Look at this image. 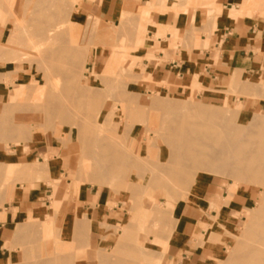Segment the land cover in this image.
I'll return each instance as SVG.
<instances>
[{"label":"rangeland","instance_id":"1","mask_svg":"<svg viewBox=\"0 0 264 264\" xmlns=\"http://www.w3.org/2000/svg\"><path fill=\"white\" fill-rule=\"evenodd\" d=\"M78 1L79 0H0V64L17 61L16 65L20 69L18 75L21 82L15 86L14 90L10 92L7 98L5 97L6 100L0 105V115H2V113L11 114V112L12 114L22 112V115H29L36 112V115L39 113L37 115L39 117L36 118H41L43 120L41 121L43 123L36 122L39 119L36 120V118L31 117L30 121L29 117L23 119L24 121L21 120L19 123H21L24 130L26 129L24 132H28L30 129L31 132L28 134L29 136L20 139L17 131L7 134L0 132V142L6 141V143H8L10 141L12 144H19L20 141H25L30 136L49 133L60 146L72 144L75 148L73 152L75 153L76 161L73 170L69 173V178L72 180L74 189L79 188L81 184H89L97 186L98 188H110L115 193L114 196L118 203H109L108 206L112 207L117 205L120 210L125 213V218L122 223L108 226L111 228V232L114 233V236L112 235L111 237L112 239L110 238V243L113 242L112 240L116 239L115 241L117 242L118 248L121 245L125 246L129 243H135L136 236L139 232H142L146 236L153 235L156 239V243L162 244L165 247L166 242L161 241L159 237H163L164 234L169 233V230L172 229L174 222L173 211L175 207H177L176 205H179L178 203H187L189 195L198 192L195 191L194 188L210 177H214L221 183H224L227 186L229 194H231V192L247 193L250 191V199L247 203V207L241 212L242 217L239 220L238 229L233 237L235 239V245L229 251L228 256L230 257L227 264H250L254 257H261L264 255V201L261 200L262 197H264V181L258 180L256 176H233L230 171L214 172L206 167L202 169L203 167L201 166L192 169L189 178L185 182L179 181L173 176H166L157 180H148L151 175V170L161 171L159 161L169 158V150H174L176 139L180 137L181 133L184 131L197 128V124L206 126L210 116L221 118L225 115L227 117L228 115L229 118L233 119L231 124H228L229 126H219L210 132V138H220L224 136V133H227L229 127L234 126L239 119H243L247 122L253 121L252 123H257V121L264 119V104L253 110L244 107L243 104L238 101L240 93L231 87L225 92L227 94H235L237 100L222 102L220 100L205 98L198 95L197 92L200 91V87L197 86H193L191 88V93L185 95L164 93L159 89L154 90L151 87L148 88L143 86V80L150 79V77L144 74L141 52L147 44L146 31L148 13L149 9L152 7L151 3H149V7L144 9L143 13L123 12L118 18V22L106 23L92 16H89L86 21L77 20L74 4ZM7 3H10L12 8L10 5L9 8ZM61 4L64 5L60 6ZM18 19L20 20L18 21ZM55 20L60 23L62 22L61 32L64 31L63 33L59 32L58 36L47 41L34 37V35L39 33L38 30L43 31V33L44 31L46 32L50 24L52 26L57 23ZM70 21L73 22L70 23ZM13 32L18 34V38L16 37V39H14L11 37H15ZM10 34L13 35L9 36ZM57 37L58 39H56ZM31 40L42 42L40 47L41 53L39 55L42 56L41 59L40 57H37L38 59L35 58L38 54L33 53L34 51L30 45ZM52 42H54V44ZM52 45H55L54 48ZM172 46L175 47L176 45L173 44ZM23 47H28V50L24 51L25 53H23V50H25ZM75 47L76 50H79L77 60L73 62H66L67 60H63L66 55H68L67 52L75 49ZM49 49L58 52L56 57H61L62 59H55L52 62H50L49 59L46 60L44 56L46 53L48 54ZM27 51H29L28 53L31 55H29ZM19 56L21 59L15 61L13 57L18 58ZM32 56L34 58H32ZM11 57L13 61L9 60ZM43 58L45 60H43ZM37 60L38 64L35 63ZM46 68H48L47 71ZM44 70L48 73H45L43 77L41 72ZM66 72L67 74L70 73V78L66 77ZM46 76H50V79ZM5 78L8 80L7 83H5ZM15 78V75L12 74L0 76V90H2L5 96L7 92L4 86L13 84V79ZM47 82H49L50 85H48ZM42 83L43 85L41 86ZM30 84L32 85L28 86ZM36 84L40 85L42 88L37 87ZM17 87L22 89L20 96L21 101L18 100L19 102L17 99H14V97H17ZM35 87L37 90L34 89ZM44 88L50 90H46L44 93L47 92V94L45 95L56 99L58 103L57 110H63L64 113H66L65 117L67 116L70 121L68 119L65 121H68L67 123H61L59 121L60 118L49 119L45 116V110L36 106L38 105V101L37 103L32 102L33 98L34 101L35 98H38V96L40 97ZM260 88V92L262 91V95L260 96L264 97V85ZM32 89L34 94L36 91L37 94L34 95ZM80 90L81 92L79 93ZM74 91L76 92L74 93ZM38 92L40 95H38ZM76 94L79 95L77 98L75 97ZM78 97L81 100H83L82 98L85 100L87 97L86 99H89V102L87 100V103L82 102ZM138 102H140L139 108ZM171 103L177 106H182L181 104L185 105H183L184 108L179 107L177 110L167 108L168 111L164 106L165 104ZM136 104L137 107H134ZM22 105H24L22 110H17V107H21ZM185 106L188 108H185ZM190 109H194L195 112L198 113V117L189 114L190 112H188V110L190 111ZM27 112L28 114H26ZM72 117L73 120H71ZM45 118H48V120ZM251 118L254 119L252 120ZM79 120L81 121L79 122ZM25 121L26 123L29 122V124H23ZM74 121H76L77 124L73 125L72 122ZM98 121L102 124L101 126L98 124ZM70 122L71 124L69 125L68 123ZM98 138H101V144H113V141H115L118 166L121 168L125 167L124 169L126 171L123 170L120 175L114 174V172H109L110 174L100 172L104 171L103 169L105 168L99 166V160L93 154L96 149L95 145H97L96 140ZM83 163H85L86 166H84ZM103 163L110 165L112 164V160L110 163L108 160L104 159ZM171 166L175 167L173 164H171ZM13 167H16L18 170L15 173L16 176L25 175L30 168L18 164H14ZM148 170H150V172ZM4 173L6 172L3 169L2 174L4 175ZM135 174L138 175L135 176ZM7 176L8 175H6V179L4 178L5 181L3 180L2 187L8 183H13L14 175L8 178ZM18 180L21 181V179ZM194 181L195 183H193ZM110 182L114 188L110 186ZM254 211L257 213L254 220L251 222L249 220V214ZM55 213L56 209L53 202L45 220H33L34 215L29 216V222L25 225V229L23 230L24 238L19 247V261L16 264H21L23 260H34V257V262L36 263H45L47 260V264L48 262L49 264H76L75 257L84 254L85 248L83 246L80 247L82 243L74 235L75 231L69 230V236L72 240L68 242L65 241L69 239L62 235L65 226L58 227L59 224L54 223ZM76 214L77 213H71L68 215L64 224L70 226ZM78 217L79 227L77 231L79 235L83 236V241H85L88 236L90 219L85 213L79 214ZM42 221H47L48 223L53 222L52 232L47 235L45 234L46 237H42L41 234ZM123 225H132V228H126V231L123 232ZM53 227L55 228L53 229ZM70 232H72V234H70ZM111 232L108 233V236ZM124 233L128 236L123 239ZM49 234L50 237H47ZM103 251V256L109 260L108 264L149 263L148 258L143 254L145 250L142 253H137L136 256L134 255L135 263L134 259L123 250L118 251L116 248L110 250V248L107 247ZM246 252H248L249 255ZM61 253H63V256H61ZM250 255H252L251 258H249ZM58 256H60L59 260L61 263L60 261L57 263L56 259ZM25 257L27 259H25ZM30 257L31 259H29ZM159 260L160 256L156 259V262H159ZM34 262L32 264H34Z\"/></svg>","mask_w":264,"mask_h":264},{"label":"crops","instance_id":"2","mask_svg":"<svg viewBox=\"0 0 264 264\" xmlns=\"http://www.w3.org/2000/svg\"><path fill=\"white\" fill-rule=\"evenodd\" d=\"M149 3L147 44L141 54L144 74L150 79L143 80V86L175 95L190 94L197 86L198 95L222 102L237 100L235 94L225 92L231 87L240 93L238 101L244 107L253 110L264 104L260 96L264 0H79L74 6L77 20L92 16L110 23L118 22L123 12L143 13ZM19 71L16 62L0 64V76L16 77L14 85L4 86L6 96L0 90V105L21 83ZM74 150L72 144L58 145L49 133L30 136L19 144L0 142V264L19 261L29 216L45 220L55 201L59 202L54 216L58 227L71 213H85L90 219L87 239L80 245L84 254L75 258L76 264H100L98 252L107 247L123 250L134 263L136 254L146 248L148 264L228 263L250 191L229 194L224 183L210 177L201 182L199 192L189 195L187 203L176 205L172 229L159 237L165 247L153 235L139 232L135 243L118 248L116 239L110 243L114 233L108 226L122 223L125 213L117 205L108 206L118 203L110 188L81 184L74 189L69 178L76 161ZM6 164L30 168L2 187Z\"/></svg>","mask_w":264,"mask_h":264},{"label":"bare ground","instance_id":"3","mask_svg":"<svg viewBox=\"0 0 264 264\" xmlns=\"http://www.w3.org/2000/svg\"><path fill=\"white\" fill-rule=\"evenodd\" d=\"M3 1V0H2ZM8 1V0H7ZM48 1V0H47ZM65 1V0H64ZM155 2V1H153ZM60 3V2H59ZM64 3V2H63ZM8 4V3H7ZM3 5V4H2ZM10 5V3L8 4V6ZM54 5V4H53ZM64 4H61L60 6H62ZM67 5V4H66ZM152 5V4H151ZM11 8H12V5H10ZM9 6V8H10ZM34 6V5H33ZM40 7V6H39ZM58 7V6H57ZM5 9V8H4ZM33 9V8H32ZM57 9V8H56ZM31 11V10H30ZM28 12V11H27ZM15 15V13H14ZM17 15V13H16ZM27 15V14H26ZM56 16V15H55ZM70 16V15H69ZM68 16V17H69ZM32 17V16H31ZM58 17V16H57ZM34 18V16H33ZM64 18V17H63ZM62 18V20H63ZM40 19V18H39ZM61 19V18H60ZM20 19H18L19 21ZM66 20V19H65ZM68 20V19H67ZM57 22V20H55ZM69 21V20H68ZM73 22V21H70V23ZM52 23V22H51ZM62 23V22H61ZM61 23L60 22H57L55 23L54 25L51 26L50 24V27L47 28L46 32L44 31H41V30H38L39 33H37V35H34V37L36 38H41L42 40H51V38H55L56 36H58L59 32L60 33H63L64 31L61 32ZM86 25V23H85ZM21 27V26H19ZM32 28V27H31ZM40 28V27H39ZM92 28V27H91ZM18 30V29H17ZM66 30V29H65ZM90 30V29H89ZM88 30V31H89ZM15 31V30H14ZM32 31V30H31ZM37 31V30H36ZM18 32V31H17ZM94 32V31H93ZM35 33V34H36ZM89 33V32H88ZM15 35L14 36H11V35ZM13 34H10L9 36L13 37L14 39H16V37L18 36V34L16 32H13ZM20 34V33H19ZM34 34V33H33ZM161 34V33H160ZM91 35V34H90ZM61 36V35H60ZM31 37V36H30ZM18 38V37H17ZM24 39V38H23ZM58 39V37L56 38ZM63 39V38H62ZM36 40V39H35ZM39 40V39H38ZM10 41V40H9ZM57 42V41H56ZM10 43V42H8ZM12 43V42H11ZM15 43V42H14ZM54 44V42H52ZM58 43V42H57ZM51 44V43H50ZM9 45V44H8ZM7 45V46H8ZM30 45H31V48L32 50L34 51L33 53H36L38 55H36V59H38L37 57H41L42 56H39L40 53H41V45H42V42H35L33 40H31L30 42ZM58 45V44H57ZM13 46V45H12ZM29 46V45H28ZM51 46V45H49ZM53 48L55 45H52ZM14 47V46H13ZM26 47V46H25ZM23 47V48H25ZM30 47V46H29ZM47 47V46H46ZM45 47V49H46ZM74 47V46H73ZM6 48V47H5ZM18 48V47H17ZM28 48V47H27ZM27 48H25V50H23V53H25L24 51L28 50ZM48 48V47H47ZM52 48V47H51ZM2 49V47H1ZM13 49H16V48H13ZM30 50V49H29ZM48 50V49H47ZM46 50V51H47ZM78 49L76 50V47L75 49H72L71 51L67 52L68 55H66V57L63 59V60H67L66 62H73V61H76L77 58H78ZM21 52V51H20ZM29 51H27L28 53ZM32 52V51H30ZM26 53V54H27ZM45 53V51H44ZM15 54V53H14ZM29 55H31L30 53H28ZM27 54V55H28ZM23 55V54H22ZM26 55V56H27ZM58 55V52H56L55 50H50L48 51V54L46 53V55L44 56V58L47 60L49 59L50 62H52L53 60L55 59H59L61 57H56ZM25 56V57H26ZM35 56V54H34ZM14 60H20V56L18 58H15L13 57ZM31 58V57H30ZM32 58H34L32 56ZM43 58V60H45ZM28 59V58H27ZM62 59V58H61ZM8 60V59H7ZM6 60V61H7ZM9 60H12V57L9 59ZM34 60V59H33ZM13 61V60H12ZM26 61V60H25ZM29 61V60H28ZM41 61V60H40ZM5 62V61H3ZM17 62V61H16ZM38 64V60L35 62ZM58 63V62H56ZM60 64V63H58ZM72 64V63H71ZM75 64V63H74ZM32 65V64H31ZM46 66V65H45ZM48 66V65H47ZM60 66V65H59ZM72 67V66H71ZM52 68V67H51ZM38 69V68H37ZM65 69V68H64ZM48 70V68H46V71ZM62 70V69H61ZM71 70V69H70ZM46 71L44 70L43 72H41V74L43 75V77L45 76V73ZM50 71V70H49ZM64 71V70H63ZM68 71V70H67ZM69 72V71H68ZM40 73V72H39ZM48 73V72H47ZM46 73V74H47ZM52 74V73H51ZM70 74V73H69ZM69 74H67L66 72V77H69ZM47 77V76H46ZM49 79H50V76H48ZM47 77V78H48ZM71 77V76H70ZM69 77V78H70ZM48 79V80H49ZM6 80V78H5ZM4 81V80H3ZM8 80L5 81V83H7ZM11 82V80H10ZM48 85L49 82H47ZM70 84V83H69ZM32 84L28 85V86H31ZM37 85V84H36ZM43 85V83L41 84V86ZM35 86V85H34ZM33 86V87H34ZM40 85H37V87H41ZM46 87V86H45ZM48 87V86H47ZM26 88H29V87H26ZM42 88V87H41ZM34 89L37 90V88L35 87ZM22 89L20 87H17L16 88V95L17 97H14V99L17 101L20 100V96H21V91ZM35 90V91H36ZM46 90H49V89H45L44 88V91L41 93L38 94L40 95V97L38 96V98H35V100L33 101L32 98H28V99H32V102H36L38 101V106L39 108H42L45 110V116H47L49 119H57V118H60L59 121L62 123V122H65L66 120H68L69 118H67V116L65 117V114L63 110H57V106H58V103L56 102V99L54 98H51L48 97L47 95V92L44 93ZM50 91V90H49ZM48 91V93H49ZM37 92V91H36ZM35 92V94H37ZM76 91H74L75 93ZM81 92V90L79 91V93ZM262 92V91H261ZM32 93L34 94V91L32 89ZM54 93V92H53ZM77 93V94H79ZM34 94V95H35ZM76 94V98L77 95ZM29 95V94H28ZM27 95V96H28ZM49 95V94H48ZM93 95V94H92ZM56 96V95H55ZM60 96V95H59ZM31 97V96H30ZM36 97V96H35ZM53 97V95H52ZM25 98V97H24ZM61 98V97H60ZM79 98V97H78ZM87 98V97H86ZM85 98H82L83 100H81L79 98V100H81L82 102H85L87 103V100ZM27 99V100H28ZM78 100V101H79ZM87 100V101H86ZM21 101V100H20ZM31 101V100H30ZM29 101V103H30ZM62 101V99H61ZM19 102V101H18ZM17 102V103H18ZM89 102V101H88ZM67 103V102H66ZM139 103L138 102V108H139ZM31 104V103H30ZM64 104V103H63ZM24 105H25V102H24ZM22 105L21 107H17V110L18 109H21L23 108ZM69 105V104H67ZM182 106H177V105H174L173 103L171 104H165L164 107L169 108L171 110H177L179 109V107L181 108H184L183 105L185 104H181ZM142 106V105H141ZM140 106V107H141ZM187 106V105H186ZM185 108H188L186 107ZM10 107V106H9ZM134 107H137V104L134 105ZM193 107V106H192ZM31 108V107H30ZM8 109V108H7ZM68 109V108H67ZM69 110V109H68ZM168 110V109H167ZM186 110V109H185ZM169 111V110H168ZM4 112V111H3ZM6 112V110H5ZM18 112V111H16ZM24 112V111H23ZM123 112V111H122ZM188 112H190L189 114H192L193 116L195 117H198V113L195 112L194 109H190V111L188 110ZM31 113V112H30ZM33 113V112H32ZM36 113V112H35ZM33 113V114H29V115H22V112L21 113H13L11 112V114H8V113H2V115H0V132H3L5 134L7 133H10V132H15L17 131L19 133V137L20 139L21 138H25L26 136L28 137L29 133L31 132L30 129L29 131L27 132H24V128L23 126H21V120L24 121L23 119L25 118H28L29 117V121L31 118H36V117H39L37 116L39 113H37V115ZM170 113V112H169ZM168 113V114H169ZM178 113V112H177ZM213 113V112H211ZM28 114V112L26 113ZM43 114V113H42ZM179 114V113H178ZM72 115H75V114H72ZM78 115V114H77ZM43 116V115H41ZM81 116V115H80ZM204 116V115H203ZM31 117V118H30ZM48 118H45L48 120ZM76 118V116H75ZM170 118V117H169ZM173 118V117H172ZM204 118V117H203ZM206 118V117H205ZM208 118V117H207ZM210 119L208 120V122L206 123V126L204 125H200V124H197L196 126H198L197 128L195 129H192V130H189V131H184L183 133H181L180 137H178L175 141V148L173 151H170L169 150V158L167 160H163L161 159L159 161V164L161 166V171H157V170H151V175L149 177L148 180H151V179H159V178H164L166 176H173L175 177L177 180L179 181H182V182H185L188 178H189V175L190 173L192 172V169L194 168H197V167H203L202 169H205L208 168L210 170H213L214 172H229L233 175V176H242L244 177V175H249V176H256L258 178V180H261V181H264V119H261L259 121H257V123H252L253 121H245L243 119H237V123L232 126V127H229L227 133L225 132L224 136L218 138V137H214V138H210L211 135H210V132L211 130L213 129H216L217 127L219 126H222L224 127L225 125H228V124H231L232 120L231 118L223 116L221 118H217V117H213V116H210L209 117ZM39 119V118H36V120ZM44 119V120H45ZM79 119V118H78ZM252 119V118H251ZM254 119V118H253ZM252 119V120H253ZM34 120V119H33ZM40 120V121H39ZM38 121L36 122H39V123H43L41 121H43L41 118L39 119ZM73 120V117L72 119ZM75 120V119H74ZM106 120V119H105ZM169 120V119H168ZM28 121V120H27ZM70 121V119H69ZM81 120H79L80 122ZM128 121V120H127ZM176 121V120H174ZM255 121V120H254ZM47 122V121H46ZM57 122V121H56ZM55 122V124H56ZM68 122V121H67ZM65 122V123H67ZM236 122V121H235ZM58 123V122H57ZM63 123L64 125H67ZM96 123V122H95ZM129 123V122H128ZM191 123V122H190ZM23 124H29V122L26 123H23ZM45 124V122H44ZM69 125L71 124L68 123ZM72 124H77L76 121L72 122ZM98 124L101 126L102 124L98 121ZM234 124V123H233ZM244 124V126H243ZM68 125V126H69ZM104 125V124H103ZM173 125V124H172ZM26 126V125H24ZM32 126V125H31ZM38 126V125H36ZM56 126V125H55ZM54 126V127H55ZM99 126V127H100ZM170 126V125H169ZM229 126V125H228ZM242 126V127H241ZM27 127V126H26ZM25 127V128H26ZM41 127V126H40ZM75 127V126H74ZM106 127V126H105ZM37 128V127H36ZM59 128V127H58ZM202 128V129H201ZM39 129V127H38ZM48 129V128H46ZM106 129V128H105ZM170 129V128H169ZM168 129V130H169ZM52 130V129H51ZM56 130V129H55ZM57 131V130H56ZM90 131V130H89ZM24 132V133H23ZM35 132V131H34ZM58 133V132H57ZM145 133V132H144ZM129 135V134H128ZM14 136V135H13ZM261 137V138H260ZM60 138V136H59ZM3 139V138H2ZM5 139V138H4ZM89 139V138H87ZM100 139L101 138H98L96 140V149L94 150L93 154L94 156L99 160V166H101V168H105L103 169L104 171H100L101 173L102 172H106V173H109V172H114V174H118L120 175L121 172L124 170L126 171L124 168H121L120 166H118V163H117V158H116V146H115V141H113V144H101L100 143ZM86 140V138H85ZM84 140V141H85ZM91 140V139H90ZM4 141V140H3ZM6 142V141H4ZM110 143V142H109ZM126 147V146H125ZM169 147V146H168ZM170 149V148H169ZM88 150V149H87ZM137 155V154H136ZM126 156V155H125ZM104 159L108 160V162L111 163V160H112V164L110 165H106L105 163H103ZM103 160V161H102ZM125 160V159H124ZM44 163V162H43ZM42 163V164H43ZM86 163V162H85ZM84 164V166H86V164ZM107 163V162H106ZM128 164V163H127ZM171 164H173V166L175 167H172ZM45 165V164H44ZM14 164H6L4 165L3 169L6 173H4V175H8V177H12L13 175L15 176V173L16 171H18L16 169V167L14 168L13 167ZM80 166V165H79ZM118 166V167H117ZM100 168V170H101ZM160 169V167H159ZM88 171V169H87ZM150 172V170H148ZM147 171V172H148ZM95 172V171H94ZM129 172V171H128ZM141 172V171H140ZM146 172V171H145ZM144 172V173H145ZM85 173V171H84ZM87 173V172H86ZM127 173V172H126ZM136 173V172H135ZM142 173V174H144ZM195 173V172H194ZM77 174V173H76ZM82 174V173H81ZM110 174V173H109ZM218 174V173H217ZM3 175V176H4ZM6 175H5V179H6ZM85 175V174H84ZM127 175V174H126ZM138 175V174H137ZM135 174V176H137ZM143 176V175H142ZM86 177V176H85ZM84 177V178H85ZM117 177V175H116ZM77 178V177H76ZM81 178V177H80ZM79 178V179H80ZM115 178V176H114ZM82 179V178H81ZM1 181V180H0ZM5 181V180H4ZM8 181V180H7ZM121 182V181H120ZM81 183V181H80ZM195 183V181L193 182ZM192 183V184H193ZM4 185V184H3ZM110 186L113 187L112 183L110 182ZM236 186V185H235ZM78 189V188H77ZM179 189V188H178ZM195 191H200V185L197 186L196 188H194ZM232 193V192H231ZM183 197V196H182ZM261 197V195H260ZM262 201H264V197H262L261 199ZM215 202V201H214ZM58 201H55L54 202V207L56 209V212H57V209H58ZM227 203V202H226ZM216 205V204H215ZM217 206V205H216ZM220 208V207H219ZM148 211V210H147ZM260 211V210H259ZM39 212V211H38ZM256 211L254 212H251V214H249V220L252 222L255 218V215H256ZM57 214V213H56ZM78 215L79 214H76L75 217L72 219L71 223H70V226L66 225L63 223V226H65L63 228V232H62V235L66 238H69L71 239V237L69 236V230H73L75 231V236L77 237V239H79V241L81 243L85 242L83 241V236L79 235V232L77 231L78 230V227H79V220H78ZM38 217H40V215H36L34 214L33 218L34 219H37ZM47 222V221H46ZM46 222H43L42 221V237L45 236V234L47 235L48 233H51L52 232V226H53V222L52 223H46ZM44 223V224H43ZM21 224V223H19ZM107 224V223H106ZM263 224V223H262ZM62 226V227H63ZM55 227H53L54 229ZM126 228H132V225H123V232L126 231ZM62 229V228H61ZM86 230V229H85ZM118 231V230H117ZM17 233H21V229L19 227ZM128 233V232H127ZM44 234V235H43ZM70 234H72V232H70ZM56 236V235H55ZM128 235L126 233H124V236H123V239L126 238ZM201 236V235H200ZM46 237V236H45ZM47 237H50V234L47 236ZM73 237V236H72ZM37 241V240H36ZM45 242V241H44ZM55 242V241H54ZM12 245V244H11ZM10 245V246H11ZM39 245V244H38ZM40 246V245H39ZM90 246V245H89ZM256 247V246H255ZM264 247V246H263ZM104 250V248H102ZM148 248L145 249V251L147 250ZM31 250V248H30ZM98 250V249H97ZM253 250V249H252ZM36 251V250H35ZM34 251V252H35ZM100 251V249H99ZM251 251V250H250ZM36 253V252H35ZM141 253V252H140ZM248 253V252H246ZM245 253V254H246ZM40 254V253H39ZM38 254V256H39ZM62 254V255H61ZM60 255L63 256V253H61ZM144 254V253H143ZM253 254V253H251ZM264 254V253H263ZM34 255V254H33ZM55 255V254H54ZM247 255V254H246ZM245 255V257H246ZM249 255V253H248ZM247 255V257H248ZM28 256V255H27ZM35 256V255H34ZM57 256V255H55ZM143 256V255H142ZM54 257V256H53ZM252 255L249 256V258H251ZM43 258V257H42ZM50 258V257H49ZM76 258V257H75ZM25 259H27L25 257ZM31 259V257L29 258ZM37 259V258H36ZM39 259V258H38ZM60 259V256H58V258L56 259L57 260V263H59L58 261ZM98 259H99V263L100 264H108L109 263V260L108 258H106L105 256H103V252H98ZM229 259V258H228ZM34 262L35 261V257H34V260H31V261H27V260H23L21 264H30L31 262ZM38 261V260H37ZM44 261V260H43ZM47 261V260H46ZM45 261V263H41V262H37L38 264H47ZM32 262V263H33ZM31 263V264H32ZM36 262H34V264H37ZM51 263V261H50ZM61 263V261H60ZM19 264V263H18ZM49 264V262H48ZM74 264V263H73ZM241 264V263H240ZM250 264H264V255H262L261 257H254Z\"/></svg>","mask_w":264,"mask_h":264}]
</instances>
